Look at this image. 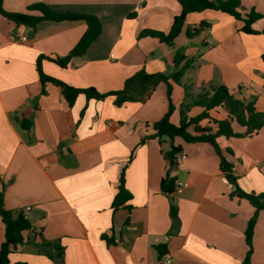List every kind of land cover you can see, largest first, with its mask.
<instances>
[{"label":"crops","instance_id":"obj_1","mask_svg":"<svg viewBox=\"0 0 264 264\" xmlns=\"http://www.w3.org/2000/svg\"><path fill=\"white\" fill-rule=\"evenodd\" d=\"M238 1L242 18L250 11L264 15V0ZM34 3L94 15L102 30L82 56L61 67L56 60L77 44L86 30L84 21H43L32 29L0 16V193L3 208L22 211L30 224L10 264H158L164 254L172 264H240L254 208L233 195L235 187L226 181L213 147L180 137L169 143L162 138L159 145L149 138L153 123L168 109L165 84L135 81L126 91L129 100L79 94L69 106L59 86L41 84L36 64L43 57L45 76L106 94L121 91L140 71L169 76L173 56L181 52L193 64L179 84L170 81L169 122L177 126L181 110L187 118L198 116L204 109L193 101L218 86L264 113V34L241 33L242 23L207 10L187 16L173 47L138 38L144 29L168 32L179 13L176 0H3L2 7L39 16L27 11ZM203 22L207 26L199 35L185 36L186 29ZM251 28L264 29V17ZM24 34L27 41H19ZM209 116L228 119L222 107ZM230 125L238 134L246 130L234 120ZM188 132L196 135L192 127ZM217 143L238 187L264 193V126L244 137L221 136ZM171 146L185 159L170 168L163 154ZM123 168L131 208L113 211ZM166 176L181 183V192L161 190ZM3 239L0 218V245ZM41 240L56 246L41 248ZM156 246L163 247L162 255ZM252 248L250 264H264V211L257 214Z\"/></svg>","mask_w":264,"mask_h":264},{"label":"trees","instance_id":"obj_2","mask_svg":"<svg viewBox=\"0 0 264 264\" xmlns=\"http://www.w3.org/2000/svg\"><path fill=\"white\" fill-rule=\"evenodd\" d=\"M179 6V13L173 17L169 31L164 33L161 31L144 29L139 32L138 38L151 37L156 39L158 42L163 43L169 47L174 46L175 38L181 33L184 26L185 20L188 15L193 13H200L207 10L219 11L221 13L227 14L234 18L237 22L242 23L239 28V32L245 34H264V29L260 32L254 31L251 26L252 24L259 20L264 15L250 11L249 14L242 18L241 14L238 12L239 1L238 0H226L217 1L216 3L210 0H176ZM3 0H0V16L6 20L11 21L16 26H24L35 29L36 26L43 21L52 22H63V21H84L86 25V30L81 36L77 44L73 49L62 59H57L56 62L59 66L65 67L68 61L72 57L82 56L87 50L88 46L93 43L101 33L102 26L98 17L94 15L79 14L71 11L64 10H52L43 3H34L27 7L28 12H39V16L30 15L28 13H14L7 12L2 7ZM206 23H200L197 28L186 29L185 36L190 39L200 34ZM43 57L37 59V71L39 74V79L41 84L44 82H53L61 88L63 97L67 101L69 106H72L76 97L79 94H84L87 99H103L107 96H116L118 103L129 100L130 98L126 96V91L129 86L135 82L139 81L142 85L152 84L154 82H161L166 86V95L168 97V109L165 115L158 121L154 122L152 125L153 134L149 137L151 139H156L158 144H161V139L163 137L169 138L171 141L175 137H180L185 142L196 143L203 142L210 144L215 153L219 156L220 162L219 166L224 174L226 181L235 187L233 195L237 198L246 199L250 205L254 208L252 216L248 219L246 228L244 230V242L246 246L245 255L240 262V264H250L251 256L253 253L252 241L253 232L257 220V214L259 211H264V193H246L242 191L237 185V177L232 174V165L229 164L220 150L217 139L221 136L229 137H244L251 135L252 133L260 130L264 126V113H259L255 111L254 102L243 103L237 99H234L228 92V89L224 86L215 87L212 90V94H200L197 99L193 101V104L203 107L201 114L194 118H187L184 115V111L180 112V121L177 126L169 122V117L172 113V105L170 102V92L172 81L175 84H179L185 71L189 69L193 64V59L185 60V56L181 52H176L172 59L173 72L169 76H164L162 74H145L140 71L127 79L124 83V87L121 91L109 92L106 94H99L94 88L88 89H76L70 87L62 82L56 81L49 78L43 74L40 68V62ZM264 59V56H262ZM185 60V61H184ZM184 64L180 66L181 62ZM186 90V89H185ZM42 92H44L42 90ZM186 92V91H185ZM218 107L224 108L228 113V119L216 120L209 116V112ZM206 120V124L201 126L199 123ZM230 120H234L240 126L246 128L243 134L235 133L230 125ZM189 127H192L193 132L196 135H191L188 132ZM180 152L178 147L171 146V149L163 154L165 160L167 161L169 167L175 165L174 160L176 155ZM230 152V151H229ZM131 160V157H130ZM123 168L119 174L118 180V191L115 194L111 209L113 211L125 207L130 209L129 201L132 195L125 187L124 171ZM161 190L171 195L174 192V178H169L166 176L160 183ZM2 196L0 193V218L4 224V239L0 245V264H10L9 256L17 249V246L24 244L27 238L24 237V232L30 230V224L26 220L22 211L5 210L2 206ZM169 214L171 218L176 217V209L170 206ZM107 243H113L103 236ZM41 248L55 247L53 243L41 240L39 244ZM156 250L160 255L163 254V247L156 246ZM60 251V248L57 247ZM14 264H26L24 262H16Z\"/></svg>","mask_w":264,"mask_h":264},{"label":"built area","instance_id":"obj_3","mask_svg":"<svg viewBox=\"0 0 264 264\" xmlns=\"http://www.w3.org/2000/svg\"><path fill=\"white\" fill-rule=\"evenodd\" d=\"M19 41L25 42L27 41V36L24 34L18 38ZM185 159L184 155H178L175 157L174 163L175 165H178ZM174 192H181V183L176 182L174 184ZM158 264H172V259L168 254H164L159 258Z\"/></svg>","mask_w":264,"mask_h":264},{"label":"rangeland","instance_id":"obj_4","mask_svg":"<svg viewBox=\"0 0 264 264\" xmlns=\"http://www.w3.org/2000/svg\"><path fill=\"white\" fill-rule=\"evenodd\" d=\"M163 141H166V142H168L169 143V138H167V137H163Z\"/></svg>","mask_w":264,"mask_h":264},{"label":"water","instance_id":"obj_5","mask_svg":"<svg viewBox=\"0 0 264 264\" xmlns=\"http://www.w3.org/2000/svg\"><path fill=\"white\" fill-rule=\"evenodd\" d=\"M33 36V32H31L29 35H28V38H31Z\"/></svg>","mask_w":264,"mask_h":264}]
</instances>
